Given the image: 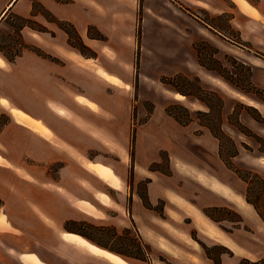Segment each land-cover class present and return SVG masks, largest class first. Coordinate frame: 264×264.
<instances>
[{"label": "rangeland", "instance_id": "374dc122", "mask_svg": "<svg viewBox=\"0 0 264 264\" xmlns=\"http://www.w3.org/2000/svg\"><path fill=\"white\" fill-rule=\"evenodd\" d=\"M178 1L183 10L181 15L184 30L182 52L177 60H179L178 63L181 62L180 72L189 77L190 81L179 80L178 84L184 90L181 94L174 86L160 80L161 75H172L170 72L174 71L177 65H173L174 60L169 55L161 57V62L157 65L158 69L164 71L156 79L157 81L147 78L145 80L148 93L154 96L165 95L166 105L173 104L174 109L183 116L187 114L184 108L188 109L190 121L187 124H181L166 111L164 112L167 113L166 118L157 113L148 125L147 131L139 132V144L141 154L146 158L150 156L151 138L154 136L156 141L163 139L169 148L174 152L177 151V155L210 173L213 187H219L220 182L225 183L224 192L228 198L218 197L211 190L210 197H198V187L189 179L192 178L189 174L196 171H190L185 167V163L177 161L179 170L177 174L172 175L171 156L163 150L160 158L151 162L149 167V170L160 171L167 175L168 187L182 189V192H171L173 198H178V202H181L182 193L189 194L194 201L198 199L199 210L210 220V237L192 222L191 216L187 213L188 207L170 202L168 207L171 215L168 216L164 211L165 200L162 197L156 203L150 202L147 193L149 178L145 175L148 170L136 168L134 165L136 136L132 148L131 129L132 127L136 129L139 123L150 116L154 108L158 110L160 106L159 104L155 106L152 100L143 101L147 114L145 116L137 114L136 100L140 70L135 66L136 52L132 65L127 64L123 67H121L122 63L108 51L106 55L103 54L96 59L97 52L84 42L74 24L75 29L67 26L68 32H66L57 21V19H65L52 14L35 2L33 3L35 17L13 16L9 26L10 30L12 29L10 34L18 32L22 25H27L31 32L37 31L40 35L42 31L49 32L47 37L41 35V40L32 37L37 44L33 46V49L56 64V91L62 90L66 96H73L74 87L82 90L87 87L86 84L101 80L96 74V66L79 64L74 56L92 58L95 65L104 68L107 67V63L122 68L119 75L127 80L128 86H125L123 90L104 83V87L107 86V91L117 92L118 90L116 96L122 104L120 117L124 121L127 132H117L118 139H113L112 132H91L92 141L89 143L95 144L96 147H88L85 152H79L72 147L68 149L77 158H96L113 165L116 172L113 171L120 178L121 188H107L113 203L108 209L101 211V217L72 211L70 218L64 219L58 216L49 218L42 214L38 207L32 205V201L37 198L53 203L51 195L41 193L37 189V178L31 177L23 169H20L21 174L16 175L0 166V214H5L6 220L10 221V225L0 222V264H4L1 257L6 254L7 247L4 239L11 226L21 229L22 233L29 238L32 236L30 233L35 235L36 237H31L34 240L33 243L36 241L45 248L49 246L52 252L45 249L43 252L56 256L55 259H58L55 253L60 255L62 253L64 257H72L80 264L111 263L76 244L65 245L58 235L59 230H74L73 233L134 264H264V221L243 195L248 183L226 164L231 163L242 174L248 175L250 195L257 200L264 212V166L254 160L257 155L264 157V92L253 89L251 85L264 89V51L255 50L254 52L262 57L263 62L258 75L253 78L251 66L235 55L233 49L227 44V39L215 36L202 26L204 23L212 24L233 41L248 44L230 27V15L212 14L203 7L192 6L189 1ZM237 1L244 8L247 4H251L248 0ZM3 2L4 0H0V6ZM204 5L208 6L205 3ZM194 14L202 21H198ZM141 15H143V9ZM138 24L137 16L136 35ZM140 26L141 33L142 28L148 35L153 33L154 26L149 17L146 16L143 25L140 24ZM6 30L7 28L0 29L2 51L6 53L7 47L10 53L18 52L20 46L15 49L8 47L10 42H6ZM92 34L96 32L93 31ZM14 40L15 43L24 44L20 36H15ZM202 73L210 74V81L204 79ZM69 74L75 76L81 83L72 80L73 83L70 84ZM59 76L63 77L65 82L62 80L60 82L57 79ZM174 91L185 98L182 100L175 98ZM240 95L245 98H240ZM11 119L5 110L0 112V130L5 124H10L6 132H0V150L5 155L14 154L22 158L24 162L32 163L34 169L40 173L39 179L56 180L60 176V170L65 165V161L54 159L51 162H37L27 157L25 147L30 144L31 133L25 132L22 126L13 123ZM135 133L137 135L136 130ZM234 151L236 155H232ZM136 169H139L141 173H136ZM246 170L257 172L263 180H259L251 173H245ZM94 175L98 176L95 172ZM86 185L92 188L90 184L86 183ZM240 195L243 197L241 198ZM132 197L156 213L157 217L152 222L158 225L157 232L151 231L144 234L143 228L139 230L134 219L132 217L129 219L127 206ZM63 206L65 205L56 204V208ZM155 240L159 245H156ZM33 252L46 262L44 256L35 250ZM10 253L13 256V264H27L20 257L21 254H15V259L13 252L10 251ZM55 259L54 261L58 263L59 261Z\"/></svg>", "mask_w": 264, "mask_h": 264}, {"label": "crops", "instance_id": "0c3cea01", "mask_svg": "<svg viewBox=\"0 0 264 264\" xmlns=\"http://www.w3.org/2000/svg\"><path fill=\"white\" fill-rule=\"evenodd\" d=\"M186 1H189L192 6L203 7L212 14L230 15V27L240 35L242 40L248 42V44L244 45L233 41L216 28L212 26L209 28V24L205 25L206 23H204L202 26L215 36L221 37V39L222 37L226 38L227 44L233 49L235 55H238L242 61L251 66L252 77L255 78L263 62L262 57L257 56L254 52H256L255 50L264 51V0H248L251 4H247L246 8L242 7L237 0ZM35 2L41 4L42 7L52 14L73 23L84 42L97 52L96 59L103 54L106 55L108 51L122 63L121 67H123L127 64L132 65L133 56L136 50H138L136 22L139 0H67L64 2L56 0H4L0 6V29L7 28L6 42H10L8 47L15 49L20 46L18 52L10 53V50L6 47V53H4L1 49L0 42V57L4 61V64L0 63V112L5 110L12 118L13 123L15 122L22 126L25 132L31 133L30 144L25 147V155L27 157L37 162H51L54 159H63L65 161V165L60 170V176L56 180L52 178L47 180L39 179L41 178L39 176L40 173L34 169L32 163L24 162L22 158L16 157L14 154L5 155L1 150L0 156L5 160V163H0V166L12 171L16 175L20 173L17 169H23L31 177L37 178V189L41 193L51 195L53 198V203L49 201H46L48 202L46 203L39 198L32 201V205L38 207L46 217L58 216L66 219L71 217L70 214L72 211L97 217L78 206L76 201H86L100 211L106 210L110 205L102 203L97 193H106L109 195L107 188H111L112 186L107 184L99 176L94 175V172L87 168L82 160L79 157H75L68 149L72 147L79 152H85L88 147H96L95 144L90 145L89 143L92 141L91 132H112V134L114 133L112 135L114 137L113 139H118L117 132H127L124 121L120 117L122 104L118 96H116L118 90L117 92L107 91V86L104 87V83L113 88L124 90L125 86H128V82L119 75L122 72L120 66L115 67L107 63V67L103 68L108 73L118 76L121 84L102 76L95 70L101 79L100 81L86 84L87 87L82 90L74 87L75 94L81 95L88 102L93 103L95 107H92L88 102L80 101L78 98L76 99L75 94L73 96H66L64 91H56V64L49 58L38 54L33 49V46L37 44L32 40L33 36L31 35L32 32L29 27L22 25L19 27L18 32L10 34L12 29L10 30L9 26L13 16H19L21 18L29 16L35 17L33 11V3ZM204 3L208 6L204 5ZM180 5L178 0L142 1L143 15L141 24L143 25V20L145 21L147 16L154 27L151 35L146 34L142 28L139 41V63L137 68L140 70V83L138 85V98L136 100L137 114L138 116H145L147 114L143 101L152 100L155 106L158 104L160 106L158 105V110L154 108L150 116L145 121L139 123L135 129L137 135L134 149V165L136 168L139 167V169L148 170V173L145 175L149 178L147 193L150 202L156 203L162 197L165 200L164 211L168 216L171 215L169 212L170 208L168 207L170 202L175 204L180 203L178 205L188 207V209L186 208L187 213L191 216L192 222L200 231L210 237V220L199 210L198 199L194 201L189 194L182 193L183 195L180 197L182 198L181 202H178V198H173L171 192H182V189L168 187L167 175L160 171L149 170V167L151 162L157 161L160 158V153L163 150L167 151L171 156L172 175L177 174L179 170L177 161L185 163V167L190 171H196L193 174H189L192 177L189 179L198 187V197H210L211 190L218 197L228 198L224 192V188H226L225 183L220 182L219 187H213L210 173L204 171L191 161L183 159L182 156L177 155V151L174 152L169 148L163 139L162 141H156L154 136L151 138L150 156L146 158L142 156L139 144V132L147 131L148 125L157 113L165 118L167 114L164 113L166 96H154L148 93L145 79L147 78L156 82L159 75L164 73V71L157 67L161 62V57L164 55H169L174 60L173 65L177 64L175 70L170 72L171 74L180 72L181 69V62L178 63L179 60H177L182 52L184 30L181 15L183 10L180 8ZM194 16L198 21H202L199 16L195 14ZM89 25L95 26L104 33L106 39L101 40L88 37L87 31ZM41 35L47 37L49 32L42 31ZM15 36H20L24 44L21 42L15 43ZM58 66L61 67L60 65ZM201 75L204 79L210 81V74L202 73ZM62 78L61 76L57 77L60 82H65ZM68 78L70 84L73 83L72 80H75L76 83H81L71 74H69ZM124 93L128 94L129 92L124 91ZM173 93L175 94L176 91ZM183 98L185 97L183 96ZM1 99L7 100L17 109L22 110L40 121L51 135L47 137L39 131L16 121L9 113L7 107L2 104ZM50 102H55L64 112L53 109L50 106ZM9 125L5 124L0 132H6ZM90 160L105 164L116 172L113 165L108 162L96 158ZM254 160L264 166L263 156L257 155L254 157ZM139 169H136V173H141ZM85 182L90 184L92 188L88 187ZM112 188L115 189L114 187ZM63 190L65 192H60ZM240 196L241 198L243 197L242 195ZM55 203L58 206L59 204L65 205L62 208L58 207L59 210L62 209L61 212L56 208ZM127 215H129V219L131 217L134 219L139 230L143 228L144 234L151 231L157 232L158 225L152 222L157 217L156 213L151 208L144 206L140 201H136L134 197L128 203ZM5 217V214H0V219L7 225H10V221L6 220ZM45 220L48 221L47 219ZM68 232L73 233L75 231L70 230ZM7 233L4 239L5 246L7 247L5 248L6 254L1 256L4 264H13V256H11L12 253L10 251L13 252L15 259L18 253L21 254L20 257L30 256L42 264H80L72 257L66 258L62 253L60 255L53 252L58 255V259H55L56 256L49 255V252H52L49 246L45 248L41 247L36 241L33 243L34 240L31 237L36 236L30 232L32 236L29 238V236L27 237L22 233L21 229L11 226ZM58 235L65 245L67 243L76 244L74 241L65 240L60 235V230L58 231ZM146 237L149 239V236L146 235ZM156 245H159L158 242H156ZM43 249L49 252H43ZM34 250L41 256H44L46 262L37 253L33 252ZM54 259L59 262L56 263ZM104 259L111 264H115L107 258ZM130 263L134 264L132 262Z\"/></svg>", "mask_w": 264, "mask_h": 264}, {"label": "bare ground", "instance_id": "6f19581e", "mask_svg": "<svg viewBox=\"0 0 264 264\" xmlns=\"http://www.w3.org/2000/svg\"><path fill=\"white\" fill-rule=\"evenodd\" d=\"M8 7H9V5H8ZM31 35L34 38H36L37 40H41V35L38 32L32 31ZM74 59H75V61H77L78 63L83 64V65L96 66L95 70H97L102 76H104V77H106V78H108V79H110V80H112L118 84L121 82L118 76H115V75L108 73L102 66L95 65V62L92 58H83L81 56H79V57L74 56ZM0 63L4 64V61L1 59V57H0ZM174 96L177 99H183V95H181L178 92H176L174 94ZM75 97H76V99L78 98L80 101L88 102L84 97H82L79 94H75ZM240 98L244 99L245 97L240 95ZM247 101L249 103H251L250 100H247ZM1 102L4 106L7 107L9 113L13 116V118L16 121L21 122V123L31 127L32 129L39 131L41 134H43L47 137H49L51 135V133L48 131V129L37 119L33 118L32 116L23 112L22 110L17 109L16 107H14L12 104H10L5 99H1ZM88 103L92 107H95V105L93 103H91V102H88ZM50 106L55 110L64 112V110L60 106L56 105L55 102L54 103L50 102ZM80 160H82V162L85 164V166L87 168H89L90 170L95 172L107 184H109L110 186H112L114 188H121V182H120L119 177L115 174V172L110 167H108L107 165H104L100 162H94L88 158L80 157ZM0 163H5V160L1 156H0ZM17 171L21 172L20 169H17ZM97 196L101 200L102 203L107 204V205H112L113 201L109 197L108 194L97 193ZM76 204L78 206H80L81 208L85 209L86 211L92 213V214H95L98 216H101V214H102L100 210H98L96 207H94L89 202L78 200V201H76ZM0 222H2L3 224H6L2 219H0ZM60 235L65 240L74 241L77 244V246H79L80 248L86 249L87 251H89V252H91L97 256L107 258L108 260H110L111 262H113L115 264H130L126 260H124L122 257H120L118 254L90 242L89 240L85 239L84 237H82L79 234L71 233V232H68L66 230H60ZM21 258L27 264H42L41 262H39L38 260H36L35 258L30 257V256H22Z\"/></svg>", "mask_w": 264, "mask_h": 264}, {"label": "trees", "instance_id": "16d2710c", "mask_svg": "<svg viewBox=\"0 0 264 264\" xmlns=\"http://www.w3.org/2000/svg\"><path fill=\"white\" fill-rule=\"evenodd\" d=\"M142 0H139V8H138V29H137V41H138V50L136 51V54H135V66L136 68L138 67V63H139V41H140V37H141V20H142ZM58 23H59V26L65 30L66 32L67 31V26H71V27H74L73 23H71L70 21L68 20H61V19H57ZM211 26H213L214 28H216L218 30V28L212 24H210ZM75 29V27H74ZM95 31L96 34H92V32ZM219 31V30H218ZM221 32V31H220ZM87 35L89 37H92V38H97V39H101V40H105L106 39V35H104V33H102L100 30H98L95 26L93 25H89L88 26V31H87ZM80 38V36H79ZM233 40V39H232ZM236 41V40H234ZM236 42H239V41H236ZM241 43V42H239ZM246 45V44H245ZM83 46H85L83 44ZM82 52V51H81ZM83 53V52H82ZM84 54V53H83ZM223 75V74H221ZM137 76V75H136ZM225 76V75H224ZM180 79H185L187 81H190V78L185 76L184 74H182L181 72H177V73H174L172 75H161L160 77V80L166 84H169V85H172L176 88V90L178 92H182L184 91L182 88H180L178 82ZM253 89L255 90H259V91H263L264 92V89L257 86V85H254V84H251ZM254 91V90H253ZM201 100L204 101V99L200 96H198ZM207 105L210 107V104L207 103ZM184 108V107H183ZM185 111L187 112L186 116H183L182 113H179L178 111H176L174 109V106L173 104H168L165 106V111L173 116L179 123L181 124H187L189 121H190V116H189V111L188 109L184 108ZM135 136H136V133H135V128L132 127L131 129V135H130V141H131V145H132V148H133V145H134V141H135ZM216 137L218 139H220V137L218 135H216ZM219 154L221 155V151L219 152ZM232 155H236V151H234V153H232ZM230 168H233L234 171L237 173V175L242 178L244 181H246L247 184V187H246V190H245V194H244V197L246 199L247 202L251 203L254 208L256 209V211L258 212V214L260 215V217L262 218V220L264 221V212L262 211V209L260 208L258 202L256 199L252 198L251 195H250V182L248 181L249 180V177L248 175H245L244 173L242 174L240 172V170H238L237 168L233 167V165L231 163H226ZM248 172V173H251L253 176H256L259 180H263L261 176H259V174L257 172H253L251 170H246L245 173Z\"/></svg>", "mask_w": 264, "mask_h": 264}]
</instances>
